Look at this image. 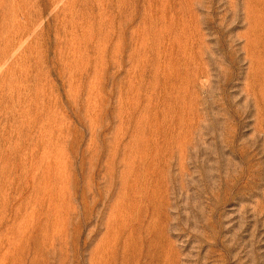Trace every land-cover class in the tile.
<instances>
[{
	"label": "rangeland",
	"instance_id": "obj_1",
	"mask_svg": "<svg viewBox=\"0 0 264 264\" xmlns=\"http://www.w3.org/2000/svg\"><path fill=\"white\" fill-rule=\"evenodd\" d=\"M0 264H264V0H0Z\"/></svg>",
	"mask_w": 264,
	"mask_h": 264
}]
</instances>
